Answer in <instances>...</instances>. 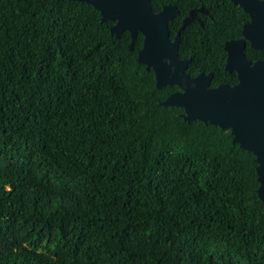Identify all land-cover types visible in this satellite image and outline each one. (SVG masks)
Listing matches in <instances>:
<instances>
[{
	"label": "trees",
	"instance_id": "trees-1",
	"mask_svg": "<svg viewBox=\"0 0 264 264\" xmlns=\"http://www.w3.org/2000/svg\"><path fill=\"white\" fill-rule=\"evenodd\" d=\"M201 2L179 57L233 86L223 47L247 17ZM168 4L178 24L202 5L151 0ZM113 25L78 1L0 0V264H264L256 156L163 106L181 88L157 87L143 35Z\"/></svg>",
	"mask_w": 264,
	"mask_h": 264
},
{
	"label": "water",
	"instance_id": "water-1",
	"mask_svg": "<svg viewBox=\"0 0 264 264\" xmlns=\"http://www.w3.org/2000/svg\"><path fill=\"white\" fill-rule=\"evenodd\" d=\"M91 5L98 10L104 22H115L112 35L129 32L130 46L143 35L138 59L147 69L155 72L156 86L177 85L181 91L172 93L163 106L183 108L184 120H199L206 124L230 129L233 142L252 151L258 163V191L264 198V60L250 65L243 57L246 42L256 50H264V7L259 0H231L252 21L244 27L242 38L225 44L226 70L234 71L237 85L220 84L211 87L212 75L200 73L191 77L186 73L191 58L179 57L180 30L171 38L169 21L177 11L166 6L155 13L151 0H73ZM194 13L184 20L181 29L193 19Z\"/></svg>",
	"mask_w": 264,
	"mask_h": 264
},
{
	"label": "flooded vegetation",
	"instance_id": "flooded-vegetation-1",
	"mask_svg": "<svg viewBox=\"0 0 264 264\" xmlns=\"http://www.w3.org/2000/svg\"><path fill=\"white\" fill-rule=\"evenodd\" d=\"M230 2H231V0H229ZM240 1V0H239ZM260 2H262L263 3V7H264V0H259ZM203 2H201V0H200V4H202ZM233 4V3H232ZM234 5V4H233ZM166 6H171V7H173V9L175 10V11H177V14L172 18V19H170V20H174V23H173V27L174 28H176L175 29V31H176V33H175V35H174V38L176 37V35H177V32L180 30V37H181V35H182V31L186 28V26L184 27V28H182L181 29V26H182V24H183V22H184V20L190 15V13H194V15H193V19H192V21L189 23V24H191V23H193V22H198V23H200V25H202V23H203V21H206V19H209L208 17H210V14H209V8L207 7V6H205L204 4H202L200 7H198V8H195V9H191L189 12H188V15L187 16H185L184 18H183V20H181V23L180 24H178L179 22H178V19H176L177 18V16L179 15V10H178V5H170V4H168V5H164L163 7H162V10H163V8H165ZM235 6H237V7H239L238 5H235ZM240 8V7H239ZM242 11H243V9L242 8H240ZM160 12V11H159ZM158 12V13H159ZM243 13L246 15V17H247V21L242 25V29H241V32H240V34H241V37L240 38H238V39H236V40H240L243 36H242V32H243V30H244V27L245 26H247V25H249L250 23H251V21H252V19H251V17L249 16V14H247L246 12H244L243 11ZM170 22V21H169ZM188 24V25H189ZM187 25V26H188ZM139 33V32H138ZM173 38V39H174ZM236 40H231V41H236ZM181 42V41H180ZM227 42H230V41H227ZM227 42H225L224 43V47H223V49H224V51H225V53H226V59H227V52H226V50H225V44L227 43ZM247 45H249V51H247ZM242 54H243V57H244V59L246 60V62H249L250 63V65H254L255 63H257V62H261V61H263L264 60V50H256V49H253L252 47H251V44L249 43V42H246V44H245V47L243 48V51H242ZM255 55V57H254V59L253 58H251V55ZM250 56V57H249ZM226 59H225V70H226ZM192 60V59H191ZM228 73H231V72H234V71H228V70H226ZM200 73H204V72H200ZM199 73V74H200ZM235 73V72H234ZM199 74H197V75H199ZM206 74V73H205ZM207 74H211L212 75V78H213V73L212 72H209V73H207ZM196 75V76H197ZM235 75H236V73H235ZM196 76H194V77H196ZM236 80H237V76H236ZM237 83H238V81H237ZM237 83L235 84V85H233V86H231V87H234V86H236L237 85ZM220 84H227V83H220ZM219 84V85H220ZM228 85V84H227ZM230 86V85H229Z\"/></svg>",
	"mask_w": 264,
	"mask_h": 264
}]
</instances>
